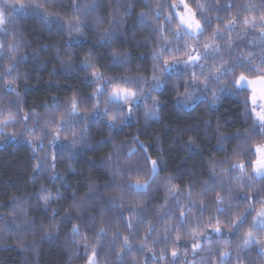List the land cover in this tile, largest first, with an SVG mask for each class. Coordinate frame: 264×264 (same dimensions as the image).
Segmentation results:
<instances>
[{"label": "trees", "instance_id": "obj_1", "mask_svg": "<svg viewBox=\"0 0 264 264\" xmlns=\"http://www.w3.org/2000/svg\"><path fill=\"white\" fill-rule=\"evenodd\" d=\"M176 2L23 0L41 7L7 9L6 31H0V122L15 120L0 123V264H89L93 250L95 264H264L261 245L237 248L264 206V184L235 179L239 172L231 168L255 158L241 154L245 146L237 137L245 128L252 143L260 142L252 133L250 104L245 111L243 95L224 92L210 106L211 93L205 89V96L198 93L200 98L185 106L190 72L161 71L164 60L186 59L193 48L192 54L203 53L202 45L213 42L220 52L209 49L192 69L200 80L213 57L231 64L251 53L259 65L264 0H186L204 32L180 39L172 35L179 25L170 7ZM5 3L16 0H0V10ZM253 16L257 26L245 30L243 19ZM232 18L235 26L213 41L212 32L223 30ZM77 23L79 32L69 27ZM162 48L170 51L155 59ZM199 64L205 65L203 74ZM8 67L11 73L5 72ZM93 73L143 93L132 102L131 114L129 105L107 103L113 89ZM101 86L103 93L94 96ZM73 98L78 108L69 116ZM146 111L153 114L145 117ZM33 113L40 119L34 120ZM61 117L69 123L61 125ZM44 119L52 123L45 125ZM56 132L60 138L53 140ZM237 214L246 215V222L229 230ZM178 218L183 223L178 225ZM217 219L222 233L213 231ZM193 229L205 235L193 239ZM253 231L264 242V231ZM193 243L201 245L195 254ZM221 252L229 255L221 258Z\"/></svg>", "mask_w": 264, "mask_h": 264}, {"label": "snow or ice", "instance_id": "obj_2", "mask_svg": "<svg viewBox=\"0 0 264 264\" xmlns=\"http://www.w3.org/2000/svg\"><path fill=\"white\" fill-rule=\"evenodd\" d=\"M179 5H183L184 11L181 13H177L179 16V25L177 26L176 30L172 33L173 37L175 39H180L182 34L186 37H192L197 38L204 32V27L201 24V21L196 18V13L193 11L192 7L189 6V4L186 2V0H178ZM178 4H172L170 5L171 8H176ZM17 7L20 10H25L27 8L36 9L41 7L39 4H29L25 5L23 3V0H16L15 4H7L5 3L4 9L0 10V31H6V29L3 27L6 22V11L8 8H11V11L13 13L16 12ZM159 7V5H158ZM199 9H204L205 5L203 3H197L196 5ZM251 8V6H249ZM167 20L171 21L173 17L169 15L166 17ZM259 20L261 22H264V12L261 13L259 16ZM235 18H232L229 20L228 24L225 25L224 29L217 27L212 32L211 39L215 41L216 37L219 35H222L223 32H227L229 29H232L235 26ZM244 28L251 26H257L256 25V17L253 16L251 19L248 17H245L242 21ZM70 28H73L75 31L79 32L80 25L77 24H69ZM261 28L262 36H264V23H261L259 25ZM0 47H3V45H0ZM186 48H189V45L185 44ZM204 51L203 53L197 52L195 55L192 53L196 50L193 48L190 51L186 53L187 59H182L178 57H174L173 60H164L163 61V67L161 71L173 73L176 72L177 69L174 67L175 65L183 64L185 66V70L188 69L189 65H196L201 61L202 59L207 58V53L209 49H212L214 52H220V47L218 44L213 43H204L202 45ZM228 47H231V41H228ZM10 49H13L12 45H9ZM164 51H170V49H164L162 48L161 52L155 56V59L159 60L160 56L163 54ZM176 51H179L177 48ZM84 63H87L85 61ZM199 67L201 69V74H203V71L205 70L204 64H199ZM237 69H240V71H237ZM13 71L12 67L6 68V73H11ZM208 75L204 77L203 80H200V75H198L195 71L191 72V80L193 82L200 81V84L203 85V89H207L211 93V101L210 106H214L215 102L217 101L218 93H224V92H231L233 94H239L244 96V106L245 111H248L249 104L251 105V113L255 117V119L252 121L251 129L252 133H254L256 136L260 137L259 143H252L250 141V132L248 128L244 129V135L237 137L240 144L244 145L242 155H246L249 157H255L254 159L249 160L247 164L245 163H234L231 165V168L235 169L239 172V176L234 177L235 179L244 180L245 177L249 181H260L262 184H264V54L261 55L260 58V64L257 65L252 58V54L249 53L247 57H245L243 60H241L240 57H237L231 64H229L228 61H225L222 57L219 60V63H217L215 57L212 58V67H210L208 70ZM183 74V72L179 73ZM93 76L96 78V80H103L105 84H108L112 87V92L108 94V100L107 103H119L121 108H123L124 105H129L127 109V113H132V107L131 104L133 101H136L140 95H143V93H138L136 91H129L128 89H122L119 88L116 85H113L111 81L104 80V78L97 73H93ZM230 77V79H228ZM153 80H156L157 83L155 84V88H160L161 83L159 82V78L154 76ZM127 83V81H125ZM216 84L217 87L209 88L210 84ZM197 90H200L199 85H197ZM104 88L98 87L95 89V92L93 95H98L100 93H103ZM151 91V89H150ZM185 95L183 98V103L185 106L190 105L194 99H198L200 97L196 96L195 92L188 91V87L185 88ZM19 96V93H17ZM200 95L205 96V93L203 90H200ZM146 102V98H145ZM156 101H153V109H155ZM99 101H97V104L93 105V110L95 111L96 107H98ZM257 105H259V111H257ZM78 108V101L73 98L69 101V111L68 115L71 116L77 112ZM104 113H108V108L105 107L103 109ZM153 114V112L146 111L144 113L145 117H149ZM34 120H39L40 116L39 114L33 113ZM23 119L27 120L29 117L25 115ZM15 118L13 117L12 120H6L2 121L0 123L7 125L10 122H14ZM113 120V126L115 118H112ZM52 123L50 119H44L43 124L48 125ZM69 121L66 117H61V125L68 124ZM258 125V128H257ZM71 127H74V125H70ZM67 131L68 129H64ZM239 131V130H238ZM60 138V133L56 132L53 136V140H58ZM65 139H68V137H65ZM72 145L74 146L77 143L76 135L73 133ZM70 154V153H69ZM152 170L153 172L157 169V162L153 160L152 162ZM39 166V165H37ZM250 169V173L246 171L245 169ZM136 186L139 187V181L136 182ZM129 187H133V185L130 183ZM145 190L147 189V184L144 185ZM189 197L191 196V192H189ZM217 204L219 205L222 201L219 196H217L216 199ZM251 207V205H249ZM217 212L223 211L222 208L217 207ZM245 212H247V209H245ZM184 212H180L179 217H185ZM257 219H254L252 221V225L250 226L249 230L243 233L241 243L237 246L238 250L240 248H247L253 243L261 245L258 249V254L261 256H264V242L256 238L255 233L253 229L257 231H264V206L260 208L258 212L255 213ZM246 222V215L243 214H237L236 220L232 221L227 227L229 230L232 229H238L240 226H242ZM180 223H183L181 219L178 218V225ZM132 222H128V227L131 228ZM78 231V229L76 230ZM103 229L100 230L101 233H103ZM148 232L152 231V228L147 229ZM213 231L215 233H222L223 229L220 227V220L217 219L215 222V225L213 226ZM193 239H195L196 235L204 236L205 233L197 232L195 229H193ZM113 235H116L113 233ZM85 241V248L88 247L87 245V237L83 238ZM177 240L180 239V236L178 235L176 237ZM124 244H129V238L127 236L124 237ZM143 245V242H142ZM201 248V245L198 243H193L192 246V253H197ZM123 250V249H122ZM211 251V249H209ZM187 255V253H185ZM229 253L227 252H221L220 256L221 258L228 256ZM97 256V253L95 250L92 252V257L89 259V264H95V258ZM171 256L173 257V260L178 256V252L173 249L171 251ZM161 259L164 258L163 255L160 257ZM240 257L237 256V260H239Z\"/></svg>", "mask_w": 264, "mask_h": 264}, {"label": "rangeland", "instance_id": "obj_3", "mask_svg": "<svg viewBox=\"0 0 264 264\" xmlns=\"http://www.w3.org/2000/svg\"><path fill=\"white\" fill-rule=\"evenodd\" d=\"M176 4H178V0H177ZM183 11H184L183 5H179V4H178V6H177L176 8H174V13H175V15H176L178 21H179V16L177 15V13H181V12H183ZM179 23H180V21H179ZM193 55H195V54H193ZM186 59H187V58H186ZM196 65H197V64H196ZM196 65H189V67H188L187 70L190 72V75H191L192 69H193ZM174 67L177 69V71H178V70H179V71H181V70H185V66H184L183 64L175 65ZM167 73H168V72H167ZM200 88H201V90H204V91H205V89H203V85H202ZM190 92H195V93H196V96H198V95H199L198 93H200L199 90H197V85H196V83L193 82L191 79H190ZM198 97H200V96H198ZM193 101H194V100H193ZM250 108H251V105H250ZM257 111H259V105H257ZM253 118L255 119L254 116H253Z\"/></svg>", "mask_w": 264, "mask_h": 264}]
</instances>
